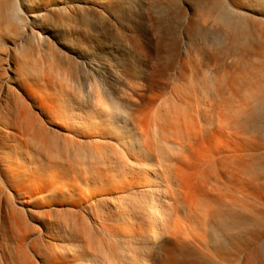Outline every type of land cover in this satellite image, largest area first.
<instances>
[{"label":"bare ground","instance_id":"obj_1","mask_svg":"<svg viewBox=\"0 0 264 264\" xmlns=\"http://www.w3.org/2000/svg\"><path fill=\"white\" fill-rule=\"evenodd\" d=\"M0 264H264V0H0Z\"/></svg>","mask_w":264,"mask_h":264}]
</instances>
